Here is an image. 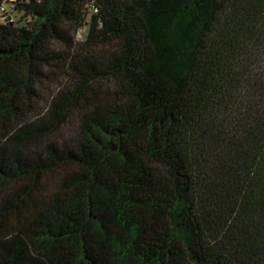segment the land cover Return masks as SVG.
<instances>
[{
    "label": "trees",
    "instance_id": "1",
    "mask_svg": "<svg viewBox=\"0 0 264 264\" xmlns=\"http://www.w3.org/2000/svg\"><path fill=\"white\" fill-rule=\"evenodd\" d=\"M86 1L0 0V264H264V0Z\"/></svg>",
    "mask_w": 264,
    "mask_h": 264
},
{
    "label": "built area",
    "instance_id": "2",
    "mask_svg": "<svg viewBox=\"0 0 264 264\" xmlns=\"http://www.w3.org/2000/svg\"><path fill=\"white\" fill-rule=\"evenodd\" d=\"M15 1V0H12ZM7 4L6 2H2L0 3V21L1 22H9L11 21V23H14L16 20L12 17V16H8L6 12H8L7 10ZM85 10L88 11L89 15H98L99 13V7L96 3V0H87L85 2ZM87 23L78 28L75 31V36L77 39H82L84 37V35L86 34V30H87Z\"/></svg>",
    "mask_w": 264,
    "mask_h": 264
},
{
    "label": "rangeland",
    "instance_id": "3",
    "mask_svg": "<svg viewBox=\"0 0 264 264\" xmlns=\"http://www.w3.org/2000/svg\"><path fill=\"white\" fill-rule=\"evenodd\" d=\"M13 7H14V5L12 3H8L7 4L8 12H6V13L8 16H12L15 20H19L21 14L19 12H17L16 10H14Z\"/></svg>",
    "mask_w": 264,
    "mask_h": 264
}]
</instances>
